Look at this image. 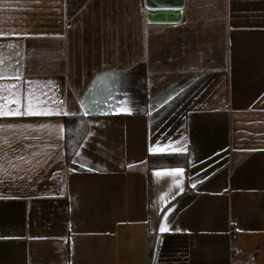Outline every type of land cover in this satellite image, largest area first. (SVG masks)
I'll use <instances>...</instances> for the list:
<instances>
[{"label":"crops","instance_id":"crops-1","mask_svg":"<svg viewBox=\"0 0 264 264\" xmlns=\"http://www.w3.org/2000/svg\"><path fill=\"white\" fill-rule=\"evenodd\" d=\"M0 110V264H264V0H0Z\"/></svg>","mask_w":264,"mask_h":264},{"label":"trees","instance_id":"trees-1","mask_svg":"<svg viewBox=\"0 0 264 264\" xmlns=\"http://www.w3.org/2000/svg\"><path fill=\"white\" fill-rule=\"evenodd\" d=\"M64 149L67 160H70L82 142L88 130L87 120L81 115L65 116ZM170 156L149 155L148 167L157 168L171 166L175 161ZM158 251V239L154 233L149 235L148 264H154Z\"/></svg>","mask_w":264,"mask_h":264},{"label":"water","instance_id":"water-1","mask_svg":"<svg viewBox=\"0 0 264 264\" xmlns=\"http://www.w3.org/2000/svg\"><path fill=\"white\" fill-rule=\"evenodd\" d=\"M183 6V0H145L147 16L153 21L177 20Z\"/></svg>","mask_w":264,"mask_h":264},{"label":"snow or ice","instance_id":"snow-or-ice-1","mask_svg":"<svg viewBox=\"0 0 264 264\" xmlns=\"http://www.w3.org/2000/svg\"><path fill=\"white\" fill-rule=\"evenodd\" d=\"M17 79L19 77H16ZM11 87H14V86H11ZM11 103H17V101L15 100H12L10 101ZM125 111H128L127 109H125ZM25 115H32V114H52L50 112H44V113H39V112H34L31 108V104H29V107L28 109L24 112ZM56 114H59V113H56ZM0 115H4V116H9V115H20V112L17 110V111H2L0 110ZM165 149H155V151H164ZM150 151H154L153 149H150ZM174 151H178V149H174ZM182 172V169H173V170H170L169 172L167 173H159V172H155L154 175H156L157 177H161L163 175H172L174 173H181ZM167 229L162 225L161 228H160V231L161 232H164L166 231Z\"/></svg>","mask_w":264,"mask_h":264},{"label":"built area","instance_id":"built-area-1","mask_svg":"<svg viewBox=\"0 0 264 264\" xmlns=\"http://www.w3.org/2000/svg\"><path fill=\"white\" fill-rule=\"evenodd\" d=\"M241 249H234V255L241 253Z\"/></svg>","mask_w":264,"mask_h":264}]
</instances>
